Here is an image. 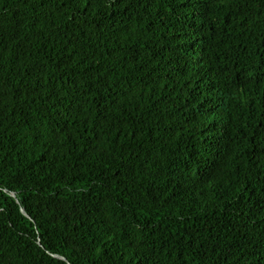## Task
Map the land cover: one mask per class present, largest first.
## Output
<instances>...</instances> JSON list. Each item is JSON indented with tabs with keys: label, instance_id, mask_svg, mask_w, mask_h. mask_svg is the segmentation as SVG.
Here are the masks:
<instances>
[{
	"label": "trees",
	"instance_id": "1",
	"mask_svg": "<svg viewBox=\"0 0 264 264\" xmlns=\"http://www.w3.org/2000/svg\"><path fill=\"white\" fill-rule=\"evenodd\" d=\"M0 264H264V0H0Z\"/></svg>",
	"mask_w": 264,
	"mask_h": 264
},
{
	"label": "water",
	"instance_id": "2",
	"mask_svg": "<svg viewBox=\"0 0 264 264\" xmlns=\"http://www.w3.org/2000/svg\"><path fill=\"white\" fill-rule=\"evenodd\" d=\"M11 195H12V196H15L13 193H12ZM21 212H22L25 216H27V214L25 213V211H24L23 209H21ZM54 257H57V258H59V259H62V260H64V261H66V259L63 258V257L56 256V255H54Z\"/></svg>",
	"mask_w": 264,
	"mask_h": 264
}]
</instances>
